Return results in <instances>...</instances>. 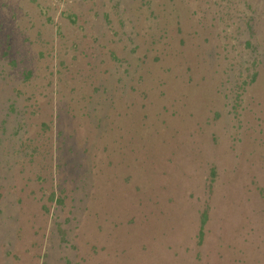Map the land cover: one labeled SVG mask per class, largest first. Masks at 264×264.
<instances>
[{
	"label": "rangeland",
	"instance_id": "374dc122",
	"mask_svg": "<svg viewBox=\"0 0 264 264\" xmlns=\"http://www.w3.org/2000/svg\"><path fill=\"white\" fill-rule=\"evenodd\" d=\"M263 146L264 0H0V264H264Z\"/></svg>",
	"mask_w": 264,
	"mask_h": 264
},
{
	"label": "crops",
	"instance_id": "0c3cea01",
	"mask_svg": "<svg viewBox=\"0 0 264 264\" xmlns=\"http://www.w3.org/2000/svg\"><path fill=\"white\" fill-rule=\"evenodd\" d=\"M251 78H252L251 80H253V77H251ZM256 148H257V146L254 147V151H256ZM261 151H262V149H261ZM256 157H258V156L256 155ZM263 173L259 174V172H255V178L257 179V181H259V184L261 185L262 189L264 190V174ZM237 176H238V178L236 179L237 182H236V185H235L236 192L238 194H240L241 196H243L242 199H244V200H246L247 198H251V199L254 200V198L256 197V195H255L256 192H254V197H253L251 195L250 188L247 186L248 182L246 181L245 177H242L241 174L240 175H236V177ZM229 181H230V178H228V183H229ZM254 207H255V202H254ZM246 208L247 209L244 208V210L239 212V214L241 215V223L240 224H243L246 221V223H249L250 226L246 230L241 229V232L244 233V232L248 231V232L254 233L255 224L256 225H261V224L264 223V221H262L260 217H258L253 211H251L252 206H251L250 203H248V202L246 203ZM254 217H255V219H254ZM206 222H207V217H206L205 223L202 224L201 221H200V228L198 230V237H199L200 241H202L203 231H204V228L206 226L205 225ZM263 228H264V225H263ZM256 230L260 234H262V232L264 233V230H260V229H256ZM255 233H256V231H255ZM253 236H254V238H256L254 234H252L250 236V238H252ZM261 238H264V234H263V237L261 236Z\"/></svg>",
	"mask_w": 264,
	"mask_h": 264
},
{
	"label": "trees",
	"instance_id": "16d2710c",
	"mask_svg": "<svg viewBox=\"0 0 264 264\" xmlns=\"http://www.w3.org/2000/svg\"><path fill=\"white\" fill-rule=\"evenodd\" d=\"M213 174V173H212ZM205 220H206V216H205V214H203L202 215V219H201V223L203 224V223H205Z\"/></svg>",
	"mask_w": 264,
	"mask_h": 264
}]
</instances>
